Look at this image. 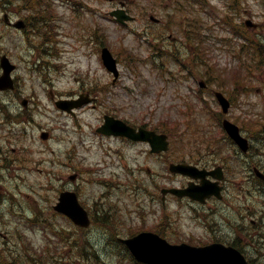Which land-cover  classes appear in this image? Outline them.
<instances>
[{
  "label": "rangeland",
  "instance_id": "obj_1",
  "mask_svg": "<svg viewBox=\"0 0 264 264\" xmlns=\"http://www.w3.org/2000/svg\"><path fill=\"white\" fill-rule=\"evenodd\" d=\"M210 2L217 5L219 18L228 11L224 0ZM9 4L11 6L7 5V11L10 17L13 20L23 18L19 3ZM53 4L58 16V35L56 43L51 42L46 53L40 47H22L24 32L9 27L3 20L4 9L0 8V51L9 53L11 60L17 64L13 72L17 80L16 88L0 94V246L6 248L0 249V253L4 254V263L18 261L19 264H45V243L55 239V235L51 227L44 229L41 225L34 226L27 218L34 216L52 227L54 223L66 225L60 216L53 213L59 192L66 188L76 191L79 188L80 201L89 210L125 212L135 223L143 221L146 226L160 223L166 209L170 212L180 211L181 215L175 223L176 232L171 229L169 234L186 241L190 235L194 236L195 241L208 240L214 236V232L219 237L231 239L236 225L250 227L248 215L237 224V218L232 219L234 211L230 213L232 218H228L230 210L225 211L226 203L222 213L208 215L202 224L190 208L185 205L180 208L173 198H168L163 205L161 198H143L144 201L142 198H133L132 191L122 196L118 185L128 181L129 177L136 175L146 181L159 180L168 184L171 181L170 173L163 157L149 155L146 144H132L97 133L96 127L101 123L102 115L111 111L133 123L143 120L156 123L159 119L166 122L167 118L182 122L196 115L172 101L171 97L176 90H185L192 81L187 84L162 81L149 64H144L142 74L135 76L122 61L119 63L120 77L112 85L113 76L104 67L98 53L101 43L91 39L87 35V28L83 26L89 25L95 32L104 31L107 35L106 44L116 52L119 53L120 46H125L145 61V57L150 54L151 44L156 42L143 32L146 26L131 25L124 28L112 20H104L98 29L97 15H93L94 22H86L75 16L70 5L57 0H53ZM241 6V14H233L235 22L243 21L246 11L253 20L264 23V4L261 0H244ZM189 11V7L185 6L181 13L175 15L176 25L171 29L181 31L180 36L185 26L183 19L185 16L187 18ZM203 15L208 20L207 14L203 12ZM227 31L216 25L212 30L204 29L201 34L212 33L210 43H213L216 38L228 34ZM35 40L38 38L35 37ZM217 54L222 66L225 63L229 68L238 65V61L224 50ZM118 56L123 60L122 55ZM104 84L110 88L99 90ZM145 87L147 91L143 92ZM89 89L98 97L94 103L99 104L96 107L86 105L78 109L75 116L59 110L50 95V90H53L56 97L67 98ZM25 98L28 100L26 108L22 104ZM251 101L254 105H244V109L264 119V103L259 100V96L253 95ZM24 109L27 111L23 113ZM181 110L187 111L184 114ZM204 115L199 116L198 120L217 133L218 124L210 123V117ZM3 122H7L5 127L2 126ZM42 130L50 132L49 138L40 137ZM179 138H182L181 134L175 133L171 154L180 151L182 140ZM3 158H7L6 162L10 164L3 167ZM78 168H83L84 172L81 173ZM74 172L78 173V178L71 181L69 175ZM255 198L259 200L257 206L262 209L264 194L259 193ZM140 203L143 206L136 208ZM124 204L130 210L124 208ZM255 218L260 222L261 218ZM261 222V231L264 232V219ZM236 236L244 246L257 245L260 248L257 253H264V242L258 235L252 239L239 230ZM88 237L99 253L100 264L114 261L116 250L107 245L109 237L103 229L92 225ZM247 247L252 248L250 245ZM64 251L65 256L62 258L59 251L55 255L58 264H63L60 260H67L70 264L84 263V259L78 255L80 250L66 248ZM257 253L252 251V255ZM262 260L260 263L263 264Z\"/></svg>",
  "mask_w": 264,
  "mask_h": 264
},
{
  "label": "water",
  "instance_id": "obj_2",
  "mask_svg": "<svg viewBox=\"0 0 264 264\" xmlns=\"http://www.w3.org/2000/svg\"><path fill=\"white\" fill-rule=\"evenodd\" d=\"M103 57L107 66L117 74L116 61L107 48L103 50ZM1 64L4 73L0 76V89L12 87L13 81L10 72L14 65L6 57H2ZM58 105L69 109L70 107L67 106H79L81 102L63 101L58 102ZM225 127L232 136L237 137V129L233 124L225 121ZM99 130L105 133L126 134L133 138L150 140L156 151L167 148L165 135H157L155 132L144 129L136 132L122 121L107 116L106 123ZM44 136L46 137L47 134H44ZM171 168L173 169V165ZM190 168L192 167L180 164L177 165L176 169L188 172ZM184 191L188 193L189 189ZM199 199L204 200L205 198ZM55 208L67 213L79 224L87 225L89 223L87 211L80 205L74 192H63ZM124 241L138 260L148 264H248L237 249L222 243H211L204 246H194L188 243L172 244L152 232H143Z\"/></svg>",
  "mask_w": 264,
  "mask_h": 264
},
{
  "label": "flooded vegetation",
  "instance_id": "obj_3",
  "mask_svg": "<svg viewBox=\"0 0 264 264\" xmlns=\"http://www.w3.org/2000/svg\"><path fill=\"white\" fill-rule=\"evenodd\" d=\"M112 1L113 8L117 7V4L121 2L126 3V8L127 4H131L135 7V17L136 19L134 20V23L140 26H147L152 24L155 27H161V26H175V15L177 13H181L183 10L181 9V3H187L188 0H108ZM95 2L97 4V7H100L104 5L105 0H74V7H73V12L75 16H77L80 20H86V22H89L93 19V14H94V7H95ZM100 17L102 15L100 14ZM186 21V16L183 19V22L185 24ZM88 26V25H86ZM186 32V30H184ZM90 35L93 36V31L90 32ZM188 36V35H187ZM171 35L168 36L170 38ZM186 38V35L184 36V39ZM184 71L187 72L188 69L184 68ZM219 90L222 91L219 88L213 89L209 84L205 88H197L194 92H202L203 95L214 102L218 103L216 97H215V91ZM193 92V94H194ZM223 92V91H222ZM232 102H235L238 100L239 95H238V84H237V79H232V89L230 94L227 92H223ZM235 121L242 127V132L244 130V125L241 122L239 118H236ZM246 134V130H244L243 134ZM246 137L250 140L251 136L250 133L246 134ZM253 141V140H252ZM254 152H255V147L252 145L250 147V150L247 152H240L239 148L237 146L234 147V154H236V159L242 162V168L239 169L238 171V176L239 179L236 181H232L230 185V181L228 180V176H225L223 180H221L220 185L222 187V193L223 197L226 198L228 194L232 193L233 187L236 186L237 191L239 190L241 192V195L243 197L248 196L249 198H252L253 195V188H254V183L255 181L262 183V181L256 177L254 168L256 165L251 164V158L254 157ZM260 169L264 172V160H260V164L258 165ZM203 167H209V163H204ZM225 169V168H224ZM209 179L213 182L214 179L212 177H209ZM190 181V178L186 177L185 182L183 184L181 183H175L172 184L171 186H178V187H183L188 184ZM196 182H200L199 180H196ZM169 198H176V196H173L169 194ZM178 198V197H177ZM184 198H189V197H184ZM208 201L205 204H200L198 202H192L189 199H185L189 204H196L199 205V208L202 210L203 215H205L206 212H211V211H220V209L223 208L222 205H220V201L214 199L217 198L216 196H211L209 197ZM252 222L255 223V220L252 219ZM238 228V226H237ZM236 233V232H235ZM254 249L256 250L257 248L254 246ZM248 254L252 255L249 251L245 250ZM259 256V255H258ZM261 256V255H260ZM259 256V257H260ZM264 256V255H263Z\"/></svg>",
  "mask_w": 264,
  "mask_h": 264
},
{
  "label": "trees",
  "instance_id": "obj_4",
  "mask_svg": "<svg viewBox=\"0 0 264 264\" xmlns=\"http://www.w3.org/2000/svg\"><path fill=\"white\" fill-rule=\"evenodd\" d=\"M138 264V263H137Z\"/></svg>",
  "mask_w": 264,
  "mask_h": 264
}]
</instances>
